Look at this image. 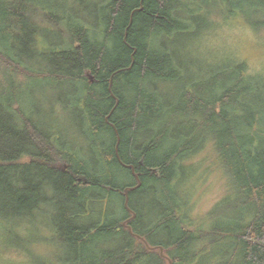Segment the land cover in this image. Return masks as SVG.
I'll return each instance as SVG.
<instances>
[{
    "label": "trees",
    "instance_id": "obj_1",
    "mask_svg": "<svg viewBox=\"0 0 264 264\" xmlns=\"http://www.w3.org/2000/svg\"><path fill=\"white\" fill-rule=\"evenodd\" d=\"M215 10L264 33V0H0V228L50 217L67 264H264V76L190 64ZM208 147L227 190L194 225Z\"/></svg>",
    "mask_w": 264,
    "mask_h": 264
},
{
    "label": "rangeland",
    "instance_id": "obj_2",
    "mask_svg": "<svg viewBox=\"0 0 264 264\" xmlns=\"http://www.w3.org/2000/svg\"><path fill=\"white\" fill-rule=\"evenodd\" d=\"M211 15L210 25L191 41L190 64L203 62L215 66L222 60L235 59L245 63L248 74L264 76V33L248 28L241 19L225 21L216 10ZM188 159L193 171L184 180L182 190L187 199L188 221L200 225L225 197L227 179L210 147ZM136 197L139 206L141 196ZM117 200L112 203L114 217L121 216L115 208ZM55 220L54 216L52 223ZM50 222V217H38L36 224L24 223L19 233L21 239L12 238L0 228V264H67L70 257L61 251L60 242L49 231Z\"/></svg>",
    "mask_w": 264,
    "mask_h": 264
},
{
    "label": "water",
    "instance_id": "obj_3",
    "mask_svg": "<svg viewBox=\"0 0 264 264\" xmlns=\"http://www.w3.org/2000/svg\"><path fill=\"white\" fill-rule=\"evenodd\" d=\"M110 86H111V80H110ZM140 186V183L138 182V185L135 187V188H137V187H139ZM135 188H132V189H130V190H133V189H135ZM127 193H128V189H125V191H124V194H125V206H127V202H128V196H127ZM134 216V215H133ZM160 250V255L162 256L163 255V250L160 248L159 249ZM168 264H170V261H168Z\"/></svg>",
    "mask_w": 264,
    "mask_h": 264
},
{
    "label": "flooded vegetation",
    "instance_id": "obj_4",
    "mask_svg": "<svg viewBox=\"0 0 264 264\" xmlns=\"http://www.w3.org/2000/svg\"><path fill=\"white\" fill-rule=\"evenodd\" d=\"M133 217V216H132ZM130 220H125L124 222H123V227L124 228H126V229H128V226H127V223L129 222ZM148 247V246H147ZM149 248V247H148ZM149 249H152V248H149Z\"/></svg>",
    "mask_w": 264,
    "mask_h": 264
}]
</instances>
